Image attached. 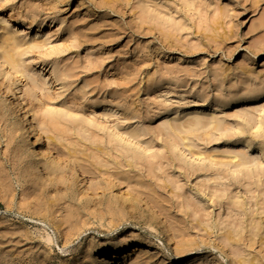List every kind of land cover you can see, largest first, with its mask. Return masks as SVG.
<instances>
[{"label": "rangeland", "instance_id": "1", "mask_svg": "<svg viewBox=\"0 0 264 264\" xmlns=\"http://www.w3.org/2000/svg\"><path fill=\"white\" fill-rule=\"evenodd\" d=\"M101 1L0 0V39L7 32L16 35L20 52L32 43L40 47L23 53L21 71L30 81L0 65V264H33L44 253L47 264H72L55 227L17 206L25 201L24 184L15 178L16 160L31 155L35 140L23 137L20 114L8 109L10 101L37 115L45 130L37 152L49 146L51 155L75 168L87 188L106 194L115 209L124 205L127 188L147 199L157 195L196 234H209L208 246L222 240L233 252L224 258L208 248L204 259L190 258L193 264L257 263L264 255L260 237L248 233L229 242L221 235L231 229L244 230L245 236L251 220L258 224L264 218V97L215 112L220 131L205 125L214 117L210 107L218 97L232 100L264 88V0H104L118 3L121 14ZM78 3L108 15L88 38L86 26L72 28L75 16L85 13ZM162 47L171 49L173 60L156 55ZM44 113L63 119L60 134L45 128ZM196 120L204 129L183 130L185 142L164 129ZM37 129L36 124L30 133ZM236 155L247 157L249 168L235 167ZM117 218L92 220L67 249L89 242L112 246L114 240L139 235L168 262L184 263L162 234L138 219ZM257 227L264 236V223ZM242 239L258 243L255 251Z\"/></svg>", "mask_w": 264, "mask_h": 264}, {"label": "bare ground", "instance_id": "2", "mask_svg": "<svg viewBox=\"0 0 264 264\" xmlns=\"http://www.w3.org/2000/svg\"><path fill=\"white\" fill-rule=\"evenodd\" d=\"M70 0H65V3ZM101 6L107 7L117 14H121L122 10L118 3L112 1H101ZM85 4L78 3V8L82 11L85 10L83 16L77 14L75 21L72 22V28L79 30L84 27V34L88 38V33L94 30L101 29L102 20H106L108 15H98L95 10L89 6L85 8ZM100 7V6H99ZM85 17V18H84ZM81 18V19H80ZM35 22H32L34 24ZM88 23V25H87ZM119 33V32H118ZM39 34V32H38ZM124 33H119L122 35ZM13 34L7 32L5 36L0 39V65L8 68L9 72L16 76L21 75L23 78L29 81L32 78L28 77L25 71H21L25 62H23L24 52H34L36 49H40L37 44L32 43L24 50L20 52L22 48L21 40L15 35L14 37H7ZM84 37V36H83ZM164 46L171 47L172 44L168 41L163 42ZM166 50L164 47L156 50L158 57H164L166 60H173V54L171 49ZM259 55L256 56L258 58ZM181 59V57H179ZM37 85V83L32 84ZM264 97V88L262 89H248L244 96H234L232 100H227L224 97H218L215 104L210 107L212 111L211 123L205 125V129L212 127L214 131H220L215 125H220L221 121L215 116V112H219L222 108L230 109L233 105L244 103V105L255 104ZM10 108H15L20 114L19 126L23 137L30 138L33 135L34 142L30 144L31 155L28 157L19 155L15 166V178L18 184L23 185L22 198L25 202L23 205L17 202V206L31 212L33 215L44 219L53 225L56 229L57 237L63 240V254H69L71 256L70 262L72 264H175L168 262V259L160 256L158 252H153V244L151 241H144L139 235L131 236L123 240H114L115 243L111 246L109 243H103L96 246L95 243L89 242L78 249L71 250L67 249L72 244L73 240L79 239L81 236L78 233L81 229L87 227L92 220L99 222H105L109 218H118L119 220H136L142 221L155 233H160L166 239L168 247H172L174 252L177 254L179 260H183L181 264H193L190 258L195 256H201L204 259L206 253L205 249H217L218 253L224 258L231 257L232 251L227 248L223 241L218 240V244L214 241V246H208L211 237L209 234L200 236L196 234L193 228L188 225L185 221L181 220L180 217L174 214L170 205L166 199H162L157 195H153L152 198L147 199L138 193L133 194L128 188L122 193V200L124 205L115 209L113 203L105 201L106 194L97 193V190L87 188L84 185V180L79 176L75 168L67 166V162L61 158H55L51 155L49 146L45 144L44 150L39 153L35 149L41 145L43 141V135L45 132L41 127V123L37 119V115L23 108V104L17 101H10ZM248 113H244L243 117L246 121ZM42 116V115H41ZM199 117L195 115V118ZM33 118V120H32ZM62 118L50 113H44L43 123L45 128L56 134H60L63 130L61 129ZM251 120H249L250 122ZM249 123L248 121H246ZM38 129L36 132L30 133L35 128L36 124ZM167 134H173L176 138L181 141H188L186 137H181L183 130L185 134L198 132L203 128V121L196 120L194 123L190 122V126L179 125L177 123H168L165 126ZM262 130V126H258L257 134ZM19 130H14L17 132ZM44 131V133H43ZM184 136V135H183ZM243 143L247 146L251 145V142L244 140ZM176 146V145H174ZM190 149L192 146L187 145ZM263 152L264 149L260 148ZM185 153V151H184ZM238 159V162H234ZM233 163L237 168H249L250 161L245 156L236 155L233 158ZM43 171L46 172L47 176L42 175ZM234 173H238L234 171ZM110 188H120V185L109 184ZM106 185V187L109 189ZM102 188V187H101ZM13 192V203H16L17 192L12 188ZM92 192V193H90ZM97 193V194H96ZM101 195V196H100ZM98 198V200H96ZM238 207L242 208L244 204L239 201H234ZM262 215H264V208H262ZM264 223V218L262 219ZM262 223H256L255 220L250 221L251 230L246 232L245 236H242L244 230L237 232L228 229L224 233L222 238L226 241L232 242L236 238L247 237V234H251V239L260 237L261 246H264V236L261 234L259 227ZM198 227V226H197ZM258 228V229H257ZM197 229V228H196ZM257 229V230H256ZM202 232V231H201ZM78 233V234H77ZM251 239L241 240L242 243L250 250L255 251L258 243L255 241L252 243ZM58 245V241L56 242ZM110 248V249H109ZM157 250V249H156ZM28 253V251L26 252ZM25 252L23 253L26 254ZM100 256L97 258V256ZM261 258L256 263V259L253 260H241L238 264H264V255L260 253ZM47 255L45 253L40 256L39 260L32 259L33 264H47ZM190 259V260H189ZM188 260V261H185ZM231 264H236L234 259Z\"/></svg>", "mask_w": 264, "mask_h": 264}]
</instances>
